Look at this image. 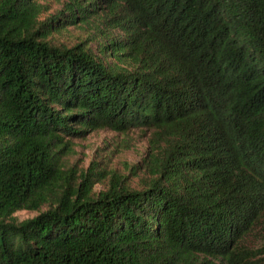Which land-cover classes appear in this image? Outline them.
I'll list each match as a JSON object with an SVG mask.
<instances>
[{
	"label": "trees",
	"instance_id": "trees-1",
	"mask_svg": "<svg viewBox=\"0 0 264 264\" xmlns=\"http://www.w3.org/2000/svg\"><path fill=\"white\" fill-rule=\"evenodd\" d=\"M44 10L0 0V264H264V0ZM95 21L122 31L100 56L49 38ZM105 127L153 130L142 187L65 167Z\"/></svg>",
	"mask_w": 264,
	"mask_h": 264
},
{
	"label": "rangeland",
	"instance_id": "rangeland-1",
	"mask_svg": "<svg viewBox=\"0 0 264 264\" xmlns=\"http://www.w3.org/2000/svg\"><path fill=\"white\" fill-rule=\"evenodd\" d=\"M43 4L45 10L40 17L44 18L56 13L67 0H35ZM78 23L52 32L49 36L53 43L71 46L81 42L100 56L99 46L110 36H119L122 31L113 26H105L100 21ZM97 25V28L95 27ZM102 59L114 61V57L102 56ZM152 129L149 127H130L125 131L110 128H98L86 132L83 136L69 138L63 159L65 167H72L76 175L81 172L94 171L90 175L93 192L103 190L117 177L123 185L140 188L151 178V167L155 162L152 156L154 144L151 140ZM35 210L21 209L13 213L16 220H22L35 215ZM253 245L254 236L249 238Z\"/></svg>",
	"mask_w": 264,
	"mask_h": 264
}]
</instances>
